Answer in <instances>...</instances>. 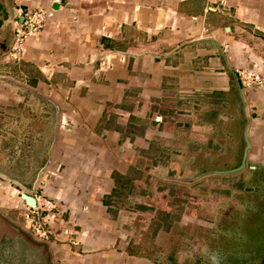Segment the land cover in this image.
Listing matches in <instances>:
<instances>
[{
  "label": "crops",
  "instance_id": "1",
  "mask_svg": "<svg viewBox=\"0 0 264 264\" xmlns=\"http://www.w3.org/2000/svg\"><path fill=\"white\" fill-rule=\"evenodd\" d=\"M39 7L53 10L45 27L27 41L22 61L8 60L15 12ZM206 39L224 46L235 70L264 76V0H0V208L21 209L23 192L44 208L52 258L28 239L32 256L44 264H160L130 248L138 244L128 231L133 208L119 179L153 157L162 137L176 150L170 157L185 155L197 143L192 112L208 113L209 102L228 113L212 112V123L201 117L206 133L209 125L220 132L229 116L231 146L244 147L237 83ZM242 86L247 162L264 168V84ZM253 173L264 197V174ZM249 202L250 212L264 214ZM258 225L264 237V221ZM263 242L248 254L264 260ZM213 251L207 263L219 264Z\"/></svg>",
  "mask_w": 264,
  "mask_h": 264
},
{
  "label": "rangeland",
  "instance_id": "2",
  "mask_svg": "<svg viewBox=\"0 0 264 264\" xmlns=\"http://www.w3.org/2000/svg\"><path fill=\"white\" fill-rule=\"evenodd\" d=\"M222 49L227 55L223 45ZM227 59L229 61L228 55ZM209 103L208 113L204 109L192 112L191 120L196 124L191 128L197 143L185 155L177 153L170 157V152L176 150L169 149L167 137H162L166 144L160 143L158 148L150 151V154L155 153L153 157L148 155L151 160L145 162L141 157L139 163L118 181L123 203L133 208L128 231L129 238L138 244H132L130 248L160 264H201V261L210 264L207 257L216 253L212 250L222 251V238L233 241L234 227L252 226L262 219L261 207L250 212L248 205L253 198L264 207V197L256 190L260 182L254 181L253 173L264 174V168H250L247 164L245 170L235 173L236 178L234 173L223 172L239 166L233 165L232 161L239 160L244 147L241 150L231 146L233 127L229 116L225 118L227 126L220 132L209 125L206 133V126L200 124L201 117L212 123V112L217 117L228 113L222 107L218 111L213 107L214 102ZM241 137L244 145L243 132ZM200 144H203L201 149ZM241 178L247 180L240 182ZM4 208H0L4 216L27 229L20 209ZM3 221L5 218L0 216V226H3L0 236L6 240L5 252L0 246V264H23L24 250L15 241L26 235L17 226L10 224L11 228ZM226 259L225 264H231ZM27 261L32 264L31 259Z\"/></svg>",
  "mask_w": 264,
  "mask_h": 264
},
{
  "label": "built area",
  "instance_id": "3",
  "mask_svg": "<svg viewBox=\"0 0 264 264\" xmlns=\"http://www.w3.org/2000/svg\"><path fill=\"white\" fill-rule=\"evenodd\" d=\"M53 10L45 7L37 9H29L24 13L25 19L22 22L16 21L14 26V38L11 48L4 56L12 62H20L25 58L26 45L30 38L37 37L45 27L48 18L52 15ZM242 83L246 85L264 84V76L254 70L238 69ZM25 202V201H24ZM49 207L51 202L47 201ZM21 213L25 220V227L32 234L42 241L51 239L54 231L51 229V220L44 212V208L36 206L34 208L28 206L26 202L21 207Z\"/></svg>",
  "mask_w": 264,
  "mask_h": 264
},
{
  "label": "flooded vegetation",
  "instance_id": "4",
  "mask_svg": "<svg viewBox=\"0 0 264 264\" xmlns=\"http://www.w3.org/2000/svg\"><path fill=\"white\" fill-rule=\"evenodd\" d=\"M260 217H262V219L258 221H264L263 213L260 214ZM258 221H255L252 226L240 225L234 227L232 242H230L231 239L229 240L226 238L227 241H225V238H222L224 244L222 246V251L219 250V254L221 256L219 264H225V258H227V262L231 264H264V260H261L258 255L254 256V253L248 254L250 249H254L252 243L254 244L255 242L260 241V245L263 246L262 241H264V237L262 235L261 225H258ZM17 241L18 245L24 250V254H22L23 264H28V259H31L32 264H44L43 261L36 259V257L32 256L33 254L30 253V245L28 246V238L26 236L19 238ZM5 242V237H3V240L0 241V246L4 252L6 251V249H3V246L6 245ZM226 250L228 252L225 254ZM2 255L3 254H1V256ZM1 259L4 260L3 256Z\"/></svg>",
  "mask_w": 264,
  "mask_h": 264
},
{
  "label": "water",
  "instance_id": "5",
  "mask_svg": "<svg viewBox=\"0 0 264 264\" xmlns=\"http://www.w3.org/2000/svg\"><path fill=\"white\" fill-rule=\"evenodd\" d=\"M54 8H59V4L56 3L54 5ZM17 15H18V12H15V18H18L19 22H22L25 19V17L23 15H20V16H17ZM14 20L15 19H13V21ZM13 38H14V28L12 29V38H11V41H10V43H9V45H8L7 50H6L5 53H8L9 52V50L11 48V44H12ZM205 42L206 43L207 42L208 43H214L217 46L218 53L224 59V62H225L227 71L228 72H231V74L234 76L235 81L237 83V87H238V91H239V95H240V99H241V102H242V107H243V111H244V115H245V119H246V123H245V127H244V132H243V136H244V138H243V141H244V152H243L242 162H241V164L239 166H237L234 169L227 170V171H223V172H228V173L241 172V171L245 170V168H246V166L248 164L247 159H248L249 151H250L251 146H252L251 140H250V138L248 136V125L251 122V118L247 114V101H246V98H245V95H244V90H243L242 82H241V79H240V76H239L238 72L232 67V65L228 61L227 55L224 53V51L222 49L221 43H219L218 41L213 40V39H206ZM56 107H57V111L59 112V109L60 108H59V106L57 104H56ZM58 122H59V118H57L56 123L54 124V127H53V132H54L53 142H54V140L56 138V132L55 131L57 129ZM50 150H51V147H50ZM38 176H39V174H38ZM22 199L26 202V204L28 206H30L32 208H34V207H36L38 205L37 198L34 195H32V194H30L28 192H23L22 193ZM0 216H2V217L5 218L6 221H3V222L6 223V225H10L11 224L13 226L14 225L17 226V228L21 229V231H23V233L26 236H28V238H30V240L32 242H34V243H36L38 245L45 246L48 249L49 254L51 255V258H52V253L49 250V243L48 242L39 240L38 238H36L32 234V232L28 231L27 229H25L24 227H22L20 225H17L14 221L11 220V218H8L7 216H4L2 214V212H0ZM11 225H10V227H11ZM11 228H9V229H11ZM52 264H54L53 263V259H52Z\"/></svg>",
  "mask_w": 264,
  "mask_h": 264
},
{
  "label": "trees",
  "instance_id": "6",
  "mask_svg": "<svg viewBox=\"0 0 264 264\" xmlns=\"http://www.w3.org/2000/svg\"><path fill=\"white\" fill-rule=\"evenodd\" d=\"M119 190V189H118ZM115 192H117V189H116V191ZM28 238V237H27ZM29 240H30V238H28Z\"/></svg>",
  "mask_w": 264,
  "mask_h": 264
}]
</instances>
